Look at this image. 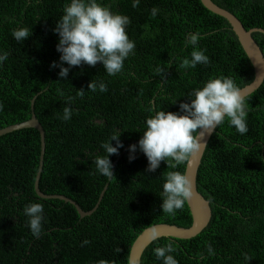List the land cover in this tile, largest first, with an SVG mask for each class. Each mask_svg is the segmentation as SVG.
Segmentation results:
<instances>
[{"label":"trees","instance_id":"trees-1","mask_svg":"<svg viewBox=\"0 0 264 264\" xmlns=\"http://www.w3.org/2000/svg\"><path fill=\"white\" fill-rule=\"evenodd\" d=\"M211 1L235 15L246 30H264V0ZM99 2L130 17L127 34L135 41L134 54L115 76L98 62L95 67L73 66L65 79L50 65L59 62L54 28L70 0H0V51L9 53L0 67V130L30 120L35 100L34 113L45 133L40 191L65 196L89 212L108 185L97 210L81 218L71 204L35 193L38 131L23 129L0 137V264H128L131 246L143 230L156 224L191 227L187 203L175 217L164 215L160 207L167 172H185L187 162L172 169L162 161L150 174L139 150L129 161L128 146L138 143L150 115L177 112L181 102H190L189 93L209 79L231 77L240 89L254 79L230 24L200 0H140L138 7L133 0ZM153 8L158 9L155 16ZM20 27L31 33L17 42L12 33ZM195 32L202 35L199 48L206 49L210 63L181 68L193 51L185 46L186 37ZM252 37L264 55V34ZM91 81L105 82L107 92L88 90ZM69 98L74 112L64 121ZM246 101L248 132L238 136L226 120L211 137L198 171L197 190L211 208L209 224L189 240L152 242L141 264H162L153 249L168 242L177 246L171 254L179 264H264V83ZM114 129L121 131L124 147L119 155H110L115 165L114 177L108 179L96 174L92 159L93 154L105 155L100 145ZM33 202L44 205L39 237L31 234L23 212ZM209 244L215 255H208Z\"/></svg>","mask_w":264,"mask_h":264},{"label":"clouds","instance_id":"clouds-1","mask_svg":"<svg viewBox=\"0 0 264 264\" xmlns=\"http://www.w3.org/2000/svg\"><path fill=\"white\" fill-rule=\"evenodd\" d=\"M139 3L140 0H133V7H138ZM157 12L158 9H152L153 16ZM63 13L54 28L59 37L56 45V50L60 53L59 62L53 61L50 65L53 69L59 68L58 76L66 79L73 66L95 67L98 62L109 76L121 73L125 60L134 54L136 47L135 41L127 34L130 17L114 13L99 0H70V3L65 4ZM30 33V29L20 27L14 29L12 35L17 42H21L29 38ZM201 39L199 32L188 33L185 46H192L193 51L190 59L182 60L181 68L194 69L198 64L210 63V58L205 54L206 49L199 48ZM8 56V52L0 51V67ZM157 71L162 72L163 69L158 68ZM87 89L92 92L99 90L101 93L108 90L103 81H91ZM79 94L83 96L84 90H79ZM189 99L190 102L179 104L177 112L159 110L146 119L142 137L137 144L128 146L130 162L136 159L135 153L139 150L148 161L146 172L155 173L162 161L167 163L168 168L177 169L206 148L207 145L203 142L205 136L212 134L226 120L239 134L248 132L246 97L231 77L209 79L202 87L189 93ZM175 102L176 100L173 103ZM70 105L71 98L68 99V106L63 109L64 121L72 118L74 109ZM121 134V131L114 129L109 139L100 145L105 155L93 154L92 163L95 164L96 174L108 179L114 177V165L109 157L119 155V150L124 147ZM112 141H115V146ZM161 196L162 212L175 217L193 197L191 178L182 171L167 172ZM23 212L28 218L31 234L39 237L44 231V205L33 202L26 205ZM149 239L157 241L161 236L153 229ZM83 243L90 242L85 240ZM176 250L177 246L172 242L153 249L157 260L162 261V264H179L171 254ZM206 251L209 256L215 255L211 244L207 245ZM245 259L250 260L247 256ZM99 264H107V261L101 260Z\"/></svg>","mask_w":264,"mask_h":264},{"label":"water","instance_id":"water-1","mask_svg":"<svg viewBox=\"0 0 264 264\" xmlns=\"http://www.w3.org/2000/svg\"><path fill=\"white\" fill-rule=\"evenodd\" d=\"M200 2L207 11L211 12L212 14L216 16H219L225 19L230 24L234 34L237 36L238 41L242 49L246 53L253 67V70H254V79L252 83L242 88L241 91H242V94L245 95V97L252 95L264 83V55L261 49L259 48V46L254 41L252 35L254 33L264 34V30L262 29L246 30L243 24L241 23V21L235 15L228 12L227 10L220 8L215 3H213L211 0H200ZM34 101L35 100H32L31 102V119L26 122L16 124L13 126H9L5 129L0 130V137L5 136L15 131L23 130V129H34L38 131L40 135V157H39V168H38L37 176L34 182L35 193L37 194L38 197L42 199L61 200V201H64L65 203L71 204L77 210L81 218L91 216L99 207V204L104 197V194L107 190L108 185L102 191L95 207L89 212L83 211L76 202H74L73 200L65 196L45 195L39 189V181H40V176L42 173L44 155H45V133L42 128V125L40 124V122L38 121L34 113ZM214 133L215 131L212 134L205 136L203 142L206 143L207 146ZM206 148L202 149L201 152L194 154L190 158V160L187 161L185 172H184L191 178L192 185H193V197L190 201L186 202L189 208V212L192 217L191 227L181 228V227H177L174 225H168V224H156V225H153L143 230L141 234L138 235V237L136 238V240L131 246L128 264H141L142 254L144 253L145 249L152 242H154L149 239L151 235V231L153 229H156L158 231L161 238L189 240V239H192L198 236L207 227L211 219L210 204L197 190V175H198V171H199L203 156L205 154ZM113 171H114V168H113Z\"/></svg>","mask_w":264,"mask_h":264},{"label":"bare ground","instance_id":"bare-ground-1","mask_svg":"<svg viewBox=\"0 0 264 264\" xmlns=\"http://www.w3.org/2000/svg\"><path fill=\"white\" fill-rule=\"evenodd\" d=\"M34 3V2H33ZM24 7V6H23ZM27 8H28V6H27ZM19 13V12H18ZM31 15V14H30ZM202 82V81H201ZM195 87V86H194ZM118 88V87H117ZM198 88V87H197ZM194 90V89H193ZM261 96V95H260ZM254 102V101H253ZM257 106V105H256ZM255 106V107H256ZM129 112V111H128ZM252 115V114H251ZM264 120V119H263ZM254 121V120H253ZM227 124V123H226ZM261 125V124H260ZM1 126V125H0ZM231 127V126H230ZM263 129V128H262ZM144 130V129H143ZM142 135V134H141ZM238 136H239V133H238ZM122 137V136H121ZM230 137V136H229ZM238 138V137H237ZM252 138V137H251ZM15 140V139H14ZM251 140V139H250ZM135 141V140H134ZM230 141V140H229ZM132 142V141H131ZM126 144V143H125ZM6 145V144H5ZM224 146V145H223ZM55 147V146H54ZM207 149V148H206ZM60 150V149H59ZM225 150V149H224ZM68 152V151H67ZM242 152H244V151H242ZM253 153V152H252ZM47 156V155H46ZM13 157V156H12ZM122 157V156H121ZM222 159V158H221ZM224 159V158H223ZM251 162V161H250ZM186 163V162H185ZM224 163V162H223ZM211 164V163H210ZM220 164V163H219ZM65 165V164H64ZM21 167V166H20ZM27 167V166H26ZM213 167V166H212ZM128 169V168H127ZM213 170V169H212ZM149 173V172H148ZM151 174V173H150ZM24 175V174H23ZM236 175V174H235ZM223 176V175H222ZM103 177V176H102ZM135 177V176H134ZM160 177V176H159ZM155 178V177H154ZM223 178V177H222ZM262 178V177H261ZM199 179V178H198ZM247 180V179H246ZM201 181H202V179H201ZM100 182V181H99ZM156 182V181H155ZM225 182V181H224ZM153 183V182H152ZM157 183V182H156ZM214 185H216V184H214ZM102 187V186H101ZM151 187V186H150ZM149 188V187H148ZM117 189V188H116ZM151 189V188H150ZM132 190V189H131ZM150 191V190H149ZM201 191V190H200ZM98 192V191H97ZM206 192V191H205ZM211 192V191H210ZM250 193V192H249ZM261 193V192H260ZM60 195V194H59ZM208 195V194H207ZM244 195V194H243ZM260 195V194H259ZM129 196V195H128ZM161 200H162V198H161ZM114 202V201H113ZM212 203H213V201H212ZM229 203V202H228ZM257 203V202H256ZM158 204V203H157ZM247 209V208H246ZM185 211V210H184ZM153 215V214H152ZM164 215H165V213H164ZM185 215H187V214H185ZM179 221V220H178ZM217 221V220H216ZM178 227V226H177Z\"/></svg>","mask_w":264,"mask_h":264}]
</instances>
